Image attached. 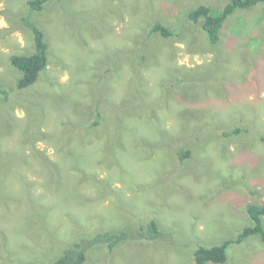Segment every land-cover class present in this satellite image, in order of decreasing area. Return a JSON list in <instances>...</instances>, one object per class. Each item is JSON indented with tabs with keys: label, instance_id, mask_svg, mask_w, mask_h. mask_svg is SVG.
I'll list each match as a JSON object with an SVG mask.
<instances>
[{
	"label": "rangeland",
	"instance_id": "obj_1",
	"mask_svg": "<svg viewBox=\"0 0 264 264\" xmlns=\"http://www.w3.org/2000/svg\"><path fill=\"white\" fill-rule=\"evenodd\" d=\"M30 1L0 0V193L12 199L0 196V264H50L81 238L149 220L160 238L90 247L84 264H194L198 246L251 226L246 208L264 203V5L236 10L209 46L187 14L228 0ZM32 23L49 60L19 90L10 59L34 52ZM155 23L173 35L150 34ZM68 133L80 142L59 148ZM226 254L264 264V242Z\"/></svg>",
	"mask_w": 264,
	"mask_h": 264
},
{
	"label": "trees",
	"instance_id": "obj_2",
	"mask_svg": "<svg viewBox=\"0 0 264 264\" xmlns=\"http://www.w3.org/2000/svg\"><path fill=\"white\" fill-rule=\"evenodd\" d=\"M49 0H33L28 2V5L32 10L39 11L42 9L43 5ZM264 5V0H228V3L217 12L212 11V8L199 5L193 10L189 11L187 18L190 22L200 25V32L203 35L205 41L209 46H214L219 42L220 30L223 27L225 21L230 17L236 10H248L256 6ZM33 32V43L34 52L29 55H19L13 56L10 59V64L15 68L20 76L16 83L17 89H27L33 86L40 74L45 71L48 65V44L44 40L43 32L36 27L33 23L29 25ZM204 32V33H203ZM150 34H155L162 39L170 38L173 35L168 27L161 23H155L150 29ZM205 34V35H204ZM206 36V37H205ZM0 93L6 94V92L0 86ZM8 97L6 98V101ZM156 122V121H155ZM94 128L100 126V121L97 119L91 124ZM241 132L239 127L230 133H224L225 136H238ZM37 138V136H36ZM78 135L74 138L73 134L68 133L60 139V147L64 148L66 145H70L72 142H80L77 140ZM264 140V138L262 139ZM180 162L191 157V150L189 148H182L178 150L177 154ZM73 158V157H72ZM46 166H48L55 173V177L58 176V171L55 169V163L48 162L44 159ZM76 171V170H74ZM80 173V172H79ZM56 186L60 188V182H56ZM59 190V189H58ZM28 194V192H26ZM0 196L6 200H12L8 194L0 193ZM1 199V198H0ZM29 199L27 195L26 200ZM31 208L29 211H35V206L28 204ZM39 209L38 218L43 220L40 223H45V216L47 209L41 205L37 206ZM246 213L249 219L252 221V225L245 227L235 239L226 240L220 245L214 246H198L194 252V264H224L227 261L226 250L231 244H240L245 241L248 237L259 236L262 242H264V228L262 216H264V203L262 205H251L246 208ZM135 230L131 233L127 230L117 231V230H106L102 231L100 234H95L94 236L83 239L81 238L77 242L73 243L70 248L64 251V253L49 262L50 264H84L87 260L88 249L93 246L105 247L108 251L112 252L114 249L118 248L131 238L138 239H158L161 237V230L159 225L155 220H149L147 224L140 223L132 228ZM132 236V237H131ZM28 264H38V263H28Z\"/></svg>",
	"mask_w": 264,
	"mask_h": 264
}]
</instances>
